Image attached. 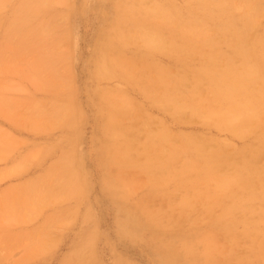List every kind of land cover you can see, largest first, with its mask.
Segmentation results:
<instances>
[{
    "label": "rangeland",
    "instance_id": "obj_1",
    "mask_svg": "<svg viewBox=\"0 0 264 264\" xmlns=\"http://www.w3.org/2000/svg\"><path fill=\"white\" fill-rule=\"evenodd\" d=\"M213 2L0 0V223L57 218L69 264H264V0Z\"/></svg>",
    "mask_w": 264,
    "mask_h": 264
},
{
    "label": "crops",
    "instance_id": "obj_2",
    "mask_svg": "<svg viewBox=\"0 0 264 264\" xmlns=\"http://www.w3.org/2000/svg\"><path fill=\"white\" fill-rule=\"evenodd\" d=\"M14 220L28 221L23 215ZM30 220L34 222L14 223L7 218L6 222L0 223V252L3 251L9 257L8 264H69L68 257L74 245L66 243V239L72 234H63L62 230L58 229L57 218ZM63 243L67 244L66 249L61 251L54 263H47L54 258Z\"/></svg>",
    "mask_w": 264,
    "mask_h": 264
},
{
    "label": "bare ground",
    "instance_id": "obj_3",
    "mask_svg": "<svg viewBox=\"0 0 264 264\" xmlns=\"http://www.w3.org/2000/svg\"><path fill=\"white\" fill-rule=\"evenodd\" d=\"M221 0H219V4H221L222 2H220ZM214 5H217V4H215V0H214ZM218 4V5H219ZM250 61V60H249ZM250 69V68H249ZM257 69V68H256ZM254 73V72H253ZM257 72H255V74H256ZM262 73V72H261ZM236 75V74H235ZM250 77H252V75L250 76ZM244 78H246V77H240V76H232V77H229L228 75H225V76H215L214 78H213V84H214V86H215V94H216V97H219V98H225V99H228L229 100V102H230V109L233 111V112H235L234 114H238L239 112H243L244 114H240V116L241 115H244L245 117L248 115H250V111H251V113H253V111L252 110H250L248 113H247V109L249 110V108H244L245 106H243L244 104L246 105V100H245V103L244 104H241L242 106L240 107V106H238V105H235V101L233 100L234 99V95H238V94H243L244 92H242V90H240L239 88H238V86L239 85H242L243 83H244ZM246 80V79H245ZM251 81V80H250ZM258 81H259V79H258ZM260 83V82H259ZM170 85L172 84V83H169ZM232 86H235V87H233L232 88ZM262 86H263V84H262ZM166 89H168L167 87H166ZM263 89V88H262ZM250 90V89H249ZM256 91V90H255ZM260 92H262V91H260ZM168 94V93H167ZM170 94V93H169ZM261 94H263V93H261ZM257 95V94H256ZM264 96V95H263ZM251 97H253V95H251ZM250 97V98H251ZM255 98H257V97H255ZM254 99V98H253ZM110 100V99H109ZM169 100V99H168ZM217 100V99H216ZM264 100V99H263ZM112 102V101H111ZM241 102V101H240ZM239 102V103H240ZM249 102V101H248ZM250 103V102H249ZM253 107H256V106H253ZM253 107H250L251 109H253L254 110V108ZM256 109V108H255ZM247 113V114H246ZM256 112H254V114H255ZM233 114V115H234ZM254 114H251L252 116H254ZM237 116V115H236ZM239 116V115H238ZM252 116H251V118H252ZM250 117V116H249ZM236 118V117H235ZM239 118V117H238ZM248 119V118H247ZM250 119V118H249ZM225 126V125H224ZM253 178H255V177H253ZM228 180H230V179H228ZM232 180H234V179H232ZM231 181V180H230ZM254 181H255V179H254ZM221 182V181H220ZM232 182V181H231ZM229 183V182H228ZM255 184V183H254ZM231 185V184H230ZM224 187V186H223ZM226 188H228V186L226 187Z\"/></svg>",
    "mask_w": 264,
    "mask_h": 264
}]
</instances>
